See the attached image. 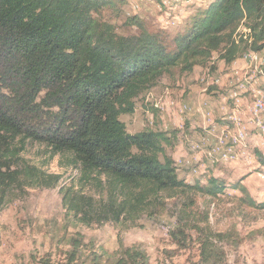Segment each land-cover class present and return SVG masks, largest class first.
<instances>
[{
    "label": "rangeland",
    "instance_id": "374dc122",
    "mask_svg": "<svg viewBox=\"0 0 264 264\" xmlns=\"http://www.w3.org/2000/svg\"><path fill=\"white\" fill-rule=\"evenodd\" d=\"M211 1L171 10L161 0H128L125 9L138 13L149 33L172 36L191 27L193 15ZM104 15L119 33H139L124 19ZM259 55L257 61L243 56L234 65L217 61L215 69L164 74L121 120L131 133L174 135L166 148L181 178L241 179L251 197L264 202V166L255 155L264 154V108L258 116L251 112L257 98L264 101V50ZM233 115L244 126L241 142ZM14 153L6 158L11 167H2L12 180H0V264H116L125 248L140 249L149 264H264V203L251 207L231 187L214 198L197 195L190 204L116 184L44 144L18 138ZM203 240H209L206 251Z\"/></svg>",
    "mask_w": 264,
    "mask_h": 264
},
{
    "label": "trees",
    "instance_id": "16d2710c",
    "mask_svg": "<svg viewBox=\"0 0 264 264\" xmlns=\"http://www.w3.org/2000/svg\"><path fill=\"white\" fill-rule=\"evenodd\" d=\"M127 3L0 0L1 183L12 180L2 167H11L6 158L22 138L70 153L85 170L124 187L190 204L197 195L214 198L231 187L242 202L261 207L241 179L181 178L166 148L174 135L161 129L131 133L121 116L133 114L136 99L164 74L215 69L217 61L229 66L264 50V0H212L193 15L191 27L172 36L149 33L138 13L126 12ZM105 12L139 33H119ZM255 155L264 166V154ZM208 243L202 241L203 251ZM121 252L116 264H149L138 248Z\"/></svg>",
    "mask_w": 264,
    "mask_h": 264
},
{
    "label": "bare ground",
    "instance_id": "6f19581e",
    "mask_svg": "<svg viewBox=\"0 0 264 264\" xmlns=\"http://www.w3.org/2000/svg\"><path fill=\"white\" fill-rule=\"evenodd\" d=\"M160 1V0H159ZM203 0H161V3H162V5L164 6H167V7H169V8H171V10L172 9H176V8H178V7H182V6H186V5H188V4H197V3H199V2H202ZM157 2V1H156ZM156 4V3H155ZM159 5V4H158ZM161 5V6H162ZM169 5V6H168ZM135 7V6H134ZM139 8V7H138ZM162 8V7H161ZM169 21V20H168ZM173 22V21H172ZM174 24V23H173ZM259 56H261V55H259V53L258 52H247L245 55H244V57H246L247 59H249L250 61H253V60H258L259 59ZM262 57V56H261ZM246 61V60H245ZM264 61V60H263ZM261 62H262V60H261ZM264 63V62H263ZM249 64V63H248ZM247 64V65H248ZM257 65V64H256ZM249 69V68H248ZM258 69V68H257ZM250 70V69H249ZM260 70V69H259ZM250 74V73H249ZM252 74V73H251ZM250 74V75H251ZM206 75V74H205ZM204 76V75H203ZM250 77V76H249ZM252 77V76H251ZM205 78V77H204ZM208 79H209V77H208ZM245 79V78H244ZM217 81V80H216ZM232 81V80H231ZM249 81V80H248ZM211 83V82H210ZM212 84V83H211ZM247 84V83H246ZM243 87V86H242ZM240 89H242L241 87H240ZM244 89V88H243ZM246 89V88H245ZM245 91V90H244ZM237 92H241V91H237ZM231 94V93H230ZM232 97V96H231ZM254 103V102H253ZM171 105V104H170ZM250 105V104H249ZM248 110V109H247ZM241 112V111H240ZM249 112V111H248ZM251 112H252V115L253 116H258L259 115V113H261V111H258V110H254V105L251 107ZM246 113V112H245ZM231 123L233 124V126L232 127H236V129H237V135H239V136H236L235 138V140L236 141H238V142H241V140H243V136H244V134L246 135V133H245V131H240L239 132V130L241 129V128H244V126H243V124L241 123V117L239 116H236V117H231ZM228 130H231L230 128H228ZM244 130V129H243ZM246 130V129H245ZM264 130V129H263ZM225 133V132H224ZM248 133V132H247ZM227 134V133H226ZM250 134V133H249ZM249 134H248V136H249ZM231 136V135H230ZM244 138H245V136H244ZM234 139V138H233ZM244 141H245V139H244ZM247 141V140H246ZM264 141V140H263ZM227 143H229L228 141H227ZM246 143V142H245ZM236 145H237V142H236ZM230 146H232V145H230ZM246 146V145H245ZM226 148V147H225ZM236 149H237V147H236ZM239 152V151H238ZM220 154H222V153H220ZM234 155V154H233ZM242 156V155H241Z\"/></svg>",
    "mask_w": 264,
    "mask_h": 264
},
{
    "label": "built area",
    "instance_id": "2783aa9c",
    "mask_svg": "<svg viewBox=\"0 0 264 264\" xmlns=\"http://www.w3.org/2000/svg\"><path fill=\"white\" fill-rule=\"evenodd\" d=\"M238 92H235V95H234V99H235V102L238 103L239 102V99H238ZM263 108H264V101L261 99V98H257L255 103H254V110H258V111H263ZM234 116V115H233ZM236 117V116H234Z\"/></svg>",
    "mask_w": 264,
    "mask_h": 264
},
{
    "label": "crops",
    "instance_id": "0c3cea01",
    "mask_svg": "<svg viewBox=\"0 0 264 264\" xmlns=\"http://www.w3.org/2000/svg\"><path fill=\"white\" fill-rule=\"evenodd\" d=\"M260 53H261V52H260ZM239 61H241V60H239ZM234 63H235V62H233L232 64L234 65ZM232 64H231V65H232ZM254 91H255V90H254ZM242 103H243V101L240 102V104H242ZM235 104H236V106H240V105H239V102H238V103L235 102ZM196 109H197V108H196ZM196 109H195V110H196ZM255 122H257L258 127L262 124V122L253 121V123H255ZM251 123H252V122H251ZM228 128H229V127H228ZM248 128H249V126H248ZM161 130H162V129H161ZM245 150H246V149H244V151H245Z\"/></svg>",
    "mask_w": 264,
    "mask_h": 264
}]
</instances>
